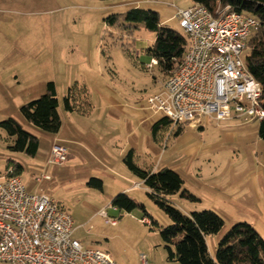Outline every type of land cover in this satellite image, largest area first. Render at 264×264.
Segmentation results:
<instances>
[{
	"label": "rangeland",
	"instance_id": "obj_1",
	"mask_svg": "<svg viewBox=\"0 0 264 264\" xmlns=\"http://www.w3.org/2000/svg\"><path fill=\"white\" fill-rule=\"evenodd\" d=\"M148 1L159 8L153 11L163 25L182 33L175 10L193 6L191 0ZM110 2L0 0V121L15 119L39 142L35 156L10 152V140L0 129V175L7 160L18 163L26 190L57 202L85 248L106 252L118 264H179L167 260L158 232L170 220L147 197L144 186L128 196L144 206L158 227L142 222L144 213L138 208L127 213L107 206L128 185L131 174L123 158L131 139L139 145L137 166L175 171L183 179L182 189L197 198L172 195L168 201L173 206L185 214L207 210L222 218L220 231L206 237L212 257L220 239L237 223L250 224L264 239V141L258 136V121L245 116L220 122L203 119L202 129L176 127L183 129L180 135L174 136V130L168 136L167 130L155 142L150 126L162 115L149 109L147 98L169 75L157 66L146 68L152 32L139 27L119 33L118 27L105 25L108 15L118 14L104 6ZM48 82L55 85L63 114L61 135L35 127L19 112L21 105L45 93ZM74 85L86 89L89 107L65 113L62 98ZM17 93L19 106L8 102ZM88 108L90 113L83 114ZM54 143L67 150L63 166L49 163ZM91 178L101 181V189L87 185ZM102 208L117 226L99 216Z\"/></svg>",
	"mask_w": 264,
	"mask_h": 264
},
{
	"label": "built area",
	"instance_id": "obj_2",
	"mask_svg": "<svg viewBox=\"0 0 264 264\" xmlns=\"http://www.w3.org/2000/svg\"><path fill=\"white\" fill-rule=\"evenodd\" d=\"M174 18L188 38L187 49L177 70L147 98L149 109L170 122L168 136L176 127H194L201 119L220 122L245 116L261 121L262 88L242 57L259 22L220 3L213 12L200 4L176 9ZM156 64L151 59L146 68ZM66 162V148L54 143L49 163ZM99 216L106 224H116L105 209ZM72 234L69 214L47 196L29 193L14 167H6L0 175V264H118L106 252L83 247Z\"/></svg>",
	"mask_w": 264,
	"mask_h": 264
},
{
	"label": "trees",
	"instance_id": "obj_3",
	"mask_svg": "<svg viewBox=\"0 0 264 264\" xmlns=\"http://www.w3.org/2000/svg\"><path fill=\"white\" fill-rule=\"evenodd\" d=\"M191 2L202 5L210 12L214 11L218 3L230 5L234 10L251 15L259 22L258 28L247 40L248 52L245 56V64L262 88L260 101L264 108V0H191ZM104 23L107 27H118L119 33H129L139 27L152 32L153 45L147 52L151 59L157 61L156 66L163 74L171 75L177 70L188 46L187 36L163 25L158 13L151 9L132 8L124 13L111 14L104 19ZM45 89L43 95L21 105L19 112L35 127L57 134L62 119L54 83L48 82ZM61 104L62 109L69 113L78 108L81 111L84 105L89 107L86 89L84 87L79 89L76 85L68 88ZM85 111L87 110H83L82 113L84 114ZM169 124L165 117L153 123L150 132L155 142L161 141L162 134L167 131ZM0 129L10 140L8 151L35 156L39 148L38 138L25 131L15 119L9 117L0 121ZM182 131L183 129L177 128L173 135L178 136ZM258 136L264 141V118L258 121ZM123 163L133 176L143 182L144 187L148 189L147 197L164 212L170 224L158 227L146 213L144 206L126 193L116 195L110 204L113 208L127 213L137 208L142 210L144 213L142 219H147L149 225L159 228V236L168 261L179 264H264V239L247 223L233 225L218 242L215 255L212 257L207 248L206 237L220 231L224 224L222 218L207 210L185 214L173 206L168 198L176 194L190 201H197L196 197L182 189L183 179L175 171L168 168L153 171L137 166L132 149L125 153ZM10 165L19 176L22 167L12 160H7L6 167ZM87 185L101 189V181L95 178H91Z\"/></svg>",
	"mask_w": 264,
	"mask_h": 264
},
{
	"label": "crops",
	"instance_id": "obj_4",
	"mask_svg": "<svg viewBox=\"0 0 264 264\" xmlns=\"http://www.w3.org/2000/svg\"><path fill=\"white\" fill-rule=\"evenodd\" d=\"M142 2H146V4L148 5L147 8H150V9L155 10V11H159V8L158 7H153L154 4L153 3H150L148 0H113V1L110 2V4H104V6L106 8H108L107 10L117 9L118 10V14H119V13H124V12H126V11H128L129 9H132V8H143V5L141 4ZM107 12H110V11H107ZM17 84H19V83H17ZM18 99H19V93H17L16 95L13 94L11 96V98L9 99L8 102L14 103V101H16L17 102V106H19L18 105ZM91 110L88 108L87 112L84 113V114H89ZM59 113H60V116H61V119H62L63 118V114H62L61 111H59ZM65 113H68V112H65ZM70 114H72V112ZM161 117H163V116H161ZM160 118H158V119H160ZM206 120L207 119H204V121H206ZM202 123H203V119H201V121L199 122V124H197L194 127H190L188 129H195V128H201L202 129V127H201ZM152 125H153V123H152ZM151 126H150V128H151ZM62 127H63V119H62V125H61V128H60L59 132H58V135H61V129H62ZM59 140H61V141L64 140V141H67V142H70V143H75L76 142V141H74V138H69V139L59 138ZM129 143H130L129 149H132L133 152H134V154H135V152H137V150L139 149V145L136 142L132 141L131 139L129 140ZM126 151H127V149H125V152ZM19 177H20V175H19ZM128 177H129V178H127L128 185H126L123 188L122 193H126L127 195H131L135 190L142 189V186H144V185H143V182L141 180H139L138 178H136L132 174H131V176L129 175ZM136 184H139V188L134 187ZM145 190L148 191L147 188H145ZM102 209H100L98 211V214H99V212ZM114 211H116V210H114ZM107 225H109V224H107ZM72 226H73V222H72ZM115 226H117V220H116V224L113 225L112 227H115ZM72 236H73V238H75V239L78 240V238L76 236H74V228H73V234H72Z\"/></svg>",
	"mask_w": 264,
	"mask_h": 264
}]
</instances>
